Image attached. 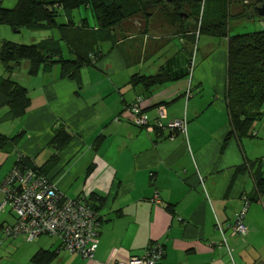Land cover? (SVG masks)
Segmentation results:
<instances>
[{"label":"crops","instance_id":"1","mask_svg":"<svg viewBox=\"0 0 264 264\" xmlns=\"http://www.w3.org/2000/svg\"><path fill=\"white\" fill-rule=\"evenodd\" d=\"M17 1L0 0V7ZM137 32L105 37L111 39L103 42L107 50L101 47L103 55L74 76L61 75L57 63H41L31 73L32 63L20 60L7 73L0 62V79L9 77L28 97L24 110L18 100L12 108L0 91V182L19 156L34 167L54 156L47 175L58 190L91 197L100 215L98 246L88 260L47 235L31 241L6 236L3 227L15 218L5 208L0 264H42L32 260L39 250L54 253L46 264H112L141 256L151 243L163 248L159 264H264V114L251 131L225 141L232 128L225 98L227 51L213 56L209 46L187 76L191 43L185 39L192 32L171 36L182 41L176 53L167 52L169 42L160 41L164 36L157 31L150 35L151 27ZM162 69L179 77L149 88L130 82ZM100 81L99 88L82 90ZM137 100L150 124L162 106V123L185 118L186 132L133 124L128 108ZM61 126L71 139L58 148L52 141ZM243 196L249 199L247 233L228 235L224 244L216 220L229 228Z\"/></svg>","mask_w":264,"mask_h":264},{"label":"trees","instance_id":"2","mask_svg":"<svg viewBox=\"0 0 264 264\" xmlns=\"http://www.w3.org/2000/svg\"><path fill=\"white\" fill-rule=\"evenodd\" d=\"M202 1L205 4L209 1V4L214 6L225 3L226 7L227 3L231 0H18L12 8L0 7V24L7 23L18 28L20 26L35 27L40 23H44L49 28L57 27L61 37L58 40L47 38L41 42L30 44L3 41L0 45V62L7 73L20 60H28L32 63L31 73L41 63H48L49 65L57 63L61 66V75L68 74L74 76L75 70L83 65L92 64L103 55L101 44L107 40L111 41V39H106L105 37L116 39L115 36L119 34L125 36V33L134 31H138L137 33L140 34H143V32L147 33L145 31H148L150 27L148 25L149 15L153 11H156L162 17L164 16L167 22H170V26L176 28L178 31L176 36L179 34L180 37L182 34L192 32V34H188L189 39L187 41L189 40V43H194L196 34L200 33L226 38L225 98L232 126L231 131L225 137V141H227L234 133L246 134L249 130L251 131L254 122L260 120L262 115L261 108L264 104V28L258 31L230 35L228 34L226 25H224L225 22H217L214 19H208L206 27H204L203 19L196 23L198 25L196 29L189 26L185 27L183 23L186 19L190 18L191 14L189 9H199ZM234 2L238 3V5L234 6L238 7L236 12L233 11L235 13L234 16H257L264 23V15L257 13L259 8L261 9L264 6V0H234ZM81 6L90 8L94 21L93 25L89 24L87 18H81L77 23L72 20L71 11ZM185 7H187V11L184 10ZM60 13H63L67 17L66 23L58 24L56 22L55 18ZM137 16H143L146 22L144 26H141V28H127L125 30L123 25H126V23ZM164 25H162L163 28L168 27ZM85 29H89V31H85ZM65 30L70 32V40ZM59 41L65 43L68 53H72L73 58L63 56V49ZM192 54L191 52L190 56ZM192 61L190 59L188 70L183 75L190 76L192 74L194 69ZM67 66H71L72 70H67ZM177 77H179L177 74L167 69H162L153 75H134L131 77L130 82L133 84L141 83L149 88L152 85L162 84ZM4 87L7 88L5 89ZM3 90L9 98L8 103L12 108L16 106L14 101L18 100L17 105L22 106L21 109L24 110L25 104L28 101V97H25L27 95L24 87L7 77L0 79V91ZM130 108L131 105L128 108L129 112ZM154 123L155 120L151 125H154ZM70 139L71 135L61 126L54 130L52 143L61 148ZM94 144L97 145L98 142H94ZM21 160L37 172L45 175H47L48 169L56 163L54 156H51L39 167L29 165L23 158ZM59 193L63 197L68 198L83 197L82 200H85L99 212V204L96 205V202L91 201V197L89 196L79 195L71 197L66 196L61 191ZM247 201L249 202L248 198ZM53 254L45 250H39L34 254L32 260L46 264Z\"/></svg>","mask_w":264,"mask_h":264},{"label":"built area","instance_id":"3","mask_svg":"<svg viewBox=\"0 0 264 264\" xmlns=\"http://www.w3.org/2000/svg\"><path fill=\"white\" fill-rule=\"evenodd\" d=\"M190 88L186 90V98L190 96ZM131 121L147 130L171 128L186 132V119H171L163 124L161 119L166 117L161 106L157 111L154 125L142 113L138 100L131 105ZM21 156L0 182L2 199L0 211L9 208L15 215L11 225L3 227L6 236L22 235L31 241L40 235H49L58 240L60 248L75 253L85 259L92 260L97 249L99 230V212L81 198L63 197L55 183L48 175L37 172L22 162ZM243 205L234 214V222L225 228L223 223L216 220L215 227L226 244L227 236L246 234L247 226L244 218L248 201L242 197ZM160 244L149 245L141 256H131L126 261H115L112 264H159L163 257Z\"/></svg>","mask_w":264,"mask_h":264},{"label":"rangeland","instance_id":"4","mask_svg":"<svg viewBox=\"0 0 264 264\" xmlns=\"http://www.w3.org/2000/svg\"><path fill=\"white\" fill-rule=\"evenodd\" d=\"M236 5H238V3L234 2V0H231L229 3H227L226 7H225V3H221L219 5L214 6L212 4H209V1H207L206 4L204 3V1H202L199 9H192V10L189 9V11H191L190 18L186 19L183 25L185 27L189 26L196 29V27H198L196 23L198 21H201L202 19L204 22V27L208 25L207 23L208 19H214L217 20V22L224 21L225 22L224 25H226L228 34L230 35L258 31L264 28V23L257 16H250V17H247L246 15L245 17L234 16L235 14L234 12L238 10L237 9L238 7H234ZM184 10L187 11V7H185ZM71 16H72L71 17L72 20L76 23L80 21L81 18H87L89 24L93 25L94 21L89 7L81 6L78 9H74L71 11ZM149 16L150 18L148 25H150L151 27V32H149L150 35L156 36V31H157L158 32L157 35L165 36L160 41L164 42L166 41V39L168 40L169 43L166 49L167 52L176 53L177 49L180 48L182 45V41L180 40V38L177 37L172 38L174 35H177L178 33L176 28L170 26L169 24L170 22H167L165 17L164 16L162 17L161 14L156 13V11H153ZM55 19L58 24L67 22V17L63 13H60ZM144 23L146 22L143 16H137L123 26L125 27V30H127V28H132V27L141 28V26H144ZM162 25L168 26L166 27L165 32L161 31V29L163 28ZM200 36H201L200 38L196 36L194 43H191L190 46L191 52L193 53L191 59L193 60V62L195 60L196 65L198 63V59L200 58V55L203 53V51H207L209 46L212 50L211 54H213V56L218 52L221 53L227 51V41L225 37L222 36L218 37L205 33H203ZM60 37L61 34L57 27L49 28L46 27L44 23H40L35 27L20 26L18 28H15L14 26L9 25L7 23L0 24V44L3 41H11L19 44H30V43L41 42L42 40H45L47 38H52V39L54 38L58 40ZM185 41H187V39H185ZM59 42L63 49V56L69 57V53L67 51L68 49L65 43L63 41H59ZM108 46L109 43H103L101 47L104 50H107ZM198 47L199 49H197ZM155 57L156 56L153 57L154 61H158L159 58L158 57L155 58ZM101 83L102 82L100 81L99 83L92 85H86V86L82 85V90L99 88L101 86ZM210 87H211L210 84H208L206 90L207 88L209 89ZM261 111L263 115L264 104L261 108ZM53 148L54 145H52L50 149L53 150ZM44 155H48V151H44L42 156L44 157ZM45 238H51L53 240L55 239L54 237H46V236Z\"/></svg>","mask_w":264,"mask_h":264},{"label":"water","instance_id":"5","mask_svg":"<svg viewBox=\"0 0 264 264\" xmlns=\"http://www.w3.org/2000/svg\"><path fill=\"white\" fill-rule=\"evenodd\" d=\"M171 1V0H169ZM259 15H264V6L261 7V10L257 11Z\"/></svg>","mask_w":264,"mask_h":264},{"label":"flooded vegetation","instance_id":"6","mask_svg":"<svg viewBox=\"0 0 264 264\" xmlns=\"http://www.w3.org/2000/svg\"><path fill=\"white\" fill-rule=\"evenodd\" d=\"M259 10H261V9L259 8Z\"/></svg>","mask_w":264,"mask_h":264}]
</instances>
